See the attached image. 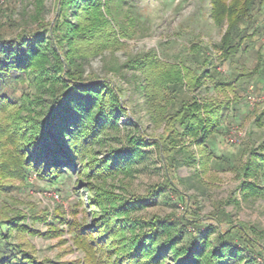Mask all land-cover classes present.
<instances>
[{"label":"trees","instance_id":"1","mask_svg":"<svg viewBox=\"0 0 264 264\" xmlns=\"http://www.w3.org/2000/svg\"><path fill=\"white\" fill-rule=\"evenodd\" d=\"M130 1L54 0L49 20L45 0H32V10L24 3L18 19L12 15L14 5L5 12H1L5 5H0V178L25 181L34 173L41 181L56 184L73 173L80 184L86 180L85 188L92 194L89 201L97 210L92 211L91 224L75 228L76 248L85 255L78 264H259L264 246L250 227L236 225L221 231L203 226L199 219L174 221L137 214L155 204L165 188L157 186L139 196L124 185L134 178L145 147H156L165 170L167 160L172 166L178 164L181 152L182 158L206 169L214 157L208 142L223 123L231 101H199L188 91L201 87L209 77L218 92H235L233 81L251 76L234 72L231 82L219 78L206 50L196 44L190 52L202 64L199 73L180 62H160L153 52L127 57L122 65L112 61L109 66L103 58L102 76L86 73L84 66L90 59L106 52L112 57L124 47L123 41L136 38L144 29ZM239 2L210 1L214 24L222 26L227 21L214 44L221 63L248 52L253 35L247 33L250 10L259 11L264 5V0ZM256 63L255 73L264 77L261 54ZM124 71L134 74L131 84L143 96L149 120L161 131L150 137L138 128L136 135L98 157L94 147L103 143L108 130L119 128L122 114L129 113L123 90L113 80V75ZM17 83L22 86L19 95L12 89ZM182 140L199 146L202 157L196 160L186 153L185 143L178 146ZM258 162L264 163V155L251 150L241 165L244 197L260 191L249 181ZM164 182L170 185L167 176ZM20 218L0 220V264H49L5 241L8 230L27 229L16 222ZM212 220L220 226L218 217ZM233 232L241 236L239 244ZM255 248L261 254H255Z\"/></svg>","mask_w":264,"mask_h":264},{"label":"rangeland","instance_id":"2","mask_svg":"<svg viewBox=\"0 0 264 264\" xmlns=\"http://www.w3.org/2000/svg\"><path fill=\"white\" fill-rule=\"evenodd\" d=\"M210 1L131 0L130 4L139 12L144 22L142 32L132 40L123 41L124 47L112 57L106 52L103 57L90 59L84 67L86 73L93 72L102 76L104 59L109 66L112 61L122 65L127 57L153 52L160 62H180L199 73L202 64L195 58V53L190 52V46L196 44L206 50V55L212 59V65L216 66L219 78L231 82L235 78L232 76L234 72L250 75L251 78L243 77L239 81H233L235 92H218L209 77L204 78L201 87L188 91L190 96L199 101H231L223 123L209 139L208 149L214 157L207 162V169L205 165L193 164L191 160L182 158L184 153L181 152L177 155L178 164L172 166L174 164L167 160L165 165L169 169L165 170L156 147L150 145L144 148L146 155L137 160L134 178L125 180L124 185L139 196L146 195L157 186L165 187L160 191L155 204L147 205L137 213L139 217H169L174 221L181 217L199 219L203 226L209 225L221 231L231 226L244 225L254 229L253 235L264 246V163L258 162L259 168L253 170L254 175L249 178L260 191L246 197L241 189L244 179L240 170L249 151L254 150V153L264 155V77L255 73L257 54L264 58V5L259 11L257 8L250 10V19L253 21L251 20L247 33L253 35L250 36L248 52H240L233 61L221 63L214 44L219 42L225 32L227 21L222 26L214 24L210 15ZM239 1L241 0H233V3L242 4ZM5 2L2 0L0 3L1 7L5 5L1 12L14 5L12 15L15 19H18L17 15L24 3L28 4L29 10L33 8L29 4L32 0ZM44 5L46 18L49 20L54 15V0H45ZM133 75L126 71L113 75V80L123 90L124 107L129 113L122 114L118 122L119 128L108 130L103 136V143L94 147L98 157L105 155L111 148L119 147L126 137L136 135L138 128H142L145 135L150 137H157V133L161 131V128L154 127L149 120L144 98L131 84V80L134 81ZM250 86L255 97L253 107L245 101V94ZM12 89L19 95L22 86L17 83ZM188 142L182 140L178 146L185 143V152L191 153L196 160L200 159L204 154L203 150L199 146L187 144ZM166 176L170 185L164 182ZM76 180L77 176L73 173L56 184L41 181L34 173H30L25 181L0 178V220L2 217H22L20 219L23 220L16 222L23 223L27 228L8 230L5 241L21 248L38 262H82L85 255L76 248L75 228L91 224L92 211L97 209L89 201L92 194L85 188L86 180L81 179L82 184ZM216 217L221 223L219 227L212 220ZM233 233L237 238L235 243L239 244L241 236ZM253 251L257 255L261 254L257 248ZM258 263L264 264V258H258Z\"/></svg>","mask_w":264,"mask_h":264},{"label":"built area","instance_id":"3","mask_svg":"<svg viewBox=\"0 0 264 264\" xmlns=\"http://www.w3.org/2000/svg\"><path fill=\"white\" fill-rule=\"evenodd\" d=\"M2 2V0H0V3ZM245 101L246 103L250 106L253 107L254 103H255V97L253 95V91H252V87L250 86L245 94ZM54 197L57 199L58 196L54 195Z\"/></svg>","mask_w":264,"mask_h":264}]
</instances>
